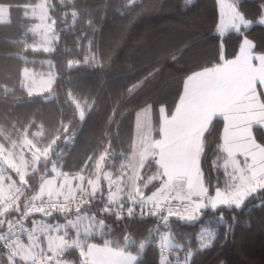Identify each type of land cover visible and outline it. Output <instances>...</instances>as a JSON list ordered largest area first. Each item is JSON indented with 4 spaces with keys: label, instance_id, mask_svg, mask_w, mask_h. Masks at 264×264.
<instances>
[{
    "label": "trees",
    "instance_id": "1",
    "mask_svg": "<svg viewBox=\"0 0 264 264\" xmlns=\"http://www.w3.org/2000/svg\"><path fill=\"white\" fill-rule=\"evenodd\" d=\"M38 1L0 0L10 6L9 20L0 22V142L10 147L12 140L31 141L46 149L24 179L13 173L16 185L25 187L24 199L34 197L53 167L89 178L97 176L99 163L101 171L113 177L126 172L138 110L152 107L158 133L160 108L169 114L175 110L187 76L236 57L245 38L253 52L264 54V25L256 22L264 15V0H233L241 15L254 23L224 34L218 32V0H49L59 33L50 50L31 47L38 36L25 10ZM24 69L53 71L52 88L30 94ZM223 126V117L216 116L202 138L200 170L208 196L228 187ZM255 129L264 145V129ZM157 171L151 157L140 185ZM158 184L155 179L146 192ZM111 191L102 178L98 192L79 200L80 207L69 204L50 216L33 217L51 220L91 213L100 226L86 241L128 250L136 255L135 264H161L165 234L175 242L169 264H264V188L241 207L206 206L194 221L165 219L127 196L114 203ZM203 229L211 231L207 242L200 238ZM70 251L79 255V248Z\"/></svg>",
    "mask_w": 264,
    "mask_h": 264
},
{
    "label": "rangeland",
    "instance_id": "2",
    "mask_svg": "<svg viewBox=\"0 0 264 264\" xmlns=\"http://www.w3.org/2000/svg\"><path fill=\"white\" fill-rule=\"evenodd\" d=\"M218 5L220 12L218 32L220 34H224L230 30L246 29L254 23L241 15L233 0H218ZM50 8L51 4L49 0H39L36 4H31L26 7L25 15L34 20L31 25V30L38 36L37 42L31 45L34 49H53L55 43L59 39V33L55 28V22L51 18ZM9 18L10 6L8 4H0V22L7 21ZM256 22L264 25V15ZM245 41L246 43L244 44L240 56V61L243 64L241 68L242 75H240L238 79V82H241L240 87L236 92L231 91V94L234 96L227 93V96L225 94L222 97L220 103L222 105L221 110L223 111L218 115L223 116L231 128L237 126V121L234 119H239L240 123L242 122L239 128L241 131L247 132L250 131L249 123L251 119L255 121V125L264 126V116L259 115V110L260 112L264 110V100L261 99L260 86L256 84L259 83V81H264V54H253L254 57L257 56V63L255 64L247 46L251 45V41L248 38H245ZM228 76L229 73H225L221 76L223 80L221 83V91H219L220 93H223L225 90ZM23 80L24 86L30 94L39 95L52 88L55 81V73L51 71L47 74H37L33 70L24 69ZM235 80L236 75L232 77V85H234ZM252 82L254 83V87L250 90L248 87ZM197 83L199 84L200 81L197 80ZM261 86L264 87V83H261ZM203 88L206 93H210V97L204 105V110H211L212 113L216 101L218 103L220 98L217 99L218 96H214V90H207L206 83H204ZM255 93L257 97L259 93L260 99L263 101L259 99V106H254L257 104ZM233 97L236 101L230 104ZM160 109H164V107ZM150 115L151 106L138 110L135 113L134 147L132 156L127 163L128 170L126 172L123 171L117 177H113L111 172H102V165L99 163L97 176L89 178L83 173L71 174L62 172L53 167V174L45 177L44 180L41 181L34 196L38 198H51L53 200L59 199L62 202L60 206L63 209L64 205L68 207L69 204H73L74 207H80L81 205H79L78 201L95 195L100 189L102 178H105L107 180V185L112 188L110 199L114 203L118 202L120 198L127 196L131 200L141 203V208L143 206H149L152 211L160 210L157 213L161 215L163 213V218L167 217L169 212H171L172 206L178 203L177 207H179V210L174 217L194 221L201 213V210L206 206L216 208L219 205L229 204L230 206L241 207L248 197L255 195L264 188V163L260 160V165L258 164L256 166L254 176L246 175L247 164L243 165L242 160L237 158L235 156L236 154L233 155L232 152L246 151L247 148L244 144L234 143L231 148H229V150L232 151L228 157L226 156L224 162L225 171L228 174L226 183L228 187L217 188L213 195L208 196V190L205 186L202 172L199 177L197 175V164L191 156L188 155L187 146L183 163L174 166V169L169 166L172 172L166 169L164 173L167 181L161 179V182H163L161 187L158 184L157 189L151 193H147V185L151 184L155 179H160L158 173H156L146 178L144 185H140L141 172L151 154L150 150L149 153L148 151L142 150L145 138L151 135L153 129ZM45 152L46 149L43 151L36 143H32L31 141H23L19 144L15 140H12L10 147H6L5 143L0 142V201L4 200L9 194H12L16 189V178L13 173H18V176L24 179L27 172L31 167L38 164L40 156ZM258 169L262 170L257 172ZM177 174H180L177 179H180L181 175L185 176V179L182 180L184 188H173L174 184L171 182L172 176L175 177ZM164 181L168 182L170 185L166 184ZM169 187L174 191L170 193L168 197L165 196L166 199L163 200L160 196L166 191V188ZM183 189H186V191L183 192ZM190 190L191 194L189 195ZM183 197L186 198L183 199ZM225 201H227V203H225ZM237 201H239V203H237ZM184 204H190V207L184 206ZM196 208L197 211L195 212L194 209ZM187 216L189 217L185 218ZM96 218L95 215L87 212H79L65 218L56 217L51 220L34 217L31 225L34 232V239L30 241L31 247L35 248L36 251L40 253L43 251H50L48 253L53 255L56 264H87L82 253L84 252V241L82 236L92 233L98 225L100 226ZM202 231L203 233L205 232V236L201 237L200 235V238L202 242H207L206 238L210 235L211 231L209 229H203ZM174 245L175 242L170 235L165 234L164 239L161 240L160 243V246L164 250L161 257V264H169V262H172L169 255ZM73 248H79L78 256L70 251ZM65 253H69L71 258L66 257ZM122 261L124 263L127 262L126 259Z\"/></svg>",
    "mask_w": 264,
    "mask_h": 264
},
{
    "label": "crops",
    "instance_id": "3",
    "mask_svg": "<svg viewBox=\"0 0 264 264\" xmlns=\"http://www.w3.org/2000/svg\"><path fill=\"white\" fill-rule=\"evenodd\" d=\"M245 43L246 41L244 39L242 41V44L240 46L239 52L236 57L225 60L222 63L217 64L215 66L198 70L187 76L185 78L182 93L178 100L177 106L172 113L169 114L165 109H161V121L158 128V133L155 131L153 127L151 131V135L145 138L144 147L142 148V150L148 151V153L149 150L151 151V154L149 155L147 161L151 157H153L156 160V163L158 165L157 173L160 177V179H158L160 181L159 184L160 187L163 184V182H161V179L166 180L164 175L166 169L171 171V168L174 169V166L181 165L183 163L187 146H188V155L191 156V158L197 164V169H198L197 175L199 177L201 176L200 156H201L202 138L205 131L209 127L211 121L216 116H220L218 114H220V112L223 111L221 110L222 105L220 103L222 97L225 94L227 96V93L231 94V91L236 92L240 87L241 82H238V79L240 78L239 76L242 75L241 68L243 67L242 62L240 61V56L242 54V50L244 48ZM247 46L251 57H253L252 60L256 64L257 56L256 57L253 56L255 52H253L252 43L251 45H247ZM225 73H229V76L227 77L226 80L225 90L223 91V93L222 92L220 93L219 91H221V83L223 80V77L221 76ZM235 75H236V80L234 85H232L231 84L232 77ZM197 80L200 81L199 84L197 83ZM204 83H206L207 90L209 91L214 90L213 93L214 96H218L217 99L220 98V100L217 103L215 97L216 103H215L214 111L212 113L211 110H204V105L205 103H207L208 98L210 97V93H206V91L203 88ZM261 83L263 84L264 81L261 82L259 81V83L256 84H258L264 92V87L261 86ZM253 87H254V83L252 82L249 85L248 89L251 90L253 89ZM255 97L257 100V104L254 106H259L260 105L259 99L261 98L259 96V93H258L259 98L257 97L256 93H255ZM261 99L264 100V98ZM234 101H236V99H234L233 97L230 104L235 103ZM152 113H153V109L151 107L150 119L152 121V126H153ZM259 115L264 116V110H261V112L259 110ZM148 118H149V114H148ZM223 119H224V126L222 130V148L225 151L226 156L228 157L230 155L232 150H229V148H231V146L234 143L244 144L247 148L246 151H236L232 153L233 155L236 154L235 156L242 160L243 165L247 164L245 174L248 176L250 175L254 176L256 166L258 164L260 165V160L261 162L264 163V145L260 144L257 141L255 128L261 127L264 129V126L255 125V121L251 119L249 123L250 131L245 132V131H241V129L239 128V125L242 123V122L240 123L239 119H234L235 121H237V126H235L234 128H231L229 126L227 120L224 117ZM252 138L254 141L252 140ZM260 151H261V158H260ZM169 166L171 168H169ZM261 170L262 169H258L257 172H260ZM179 176L180 174H177L175 177L172 176L171 182L174 184L173 188L175 189L184 188L182 185V180L185 179V176L181 175V178L177 179ZM166 184L170 185L168 182H166ZM171 187L166 188V191H164V193L161 194L160 197H162L163 200L166 199L165 196L168 197V195L174 191L170 189ZM182 191L185 192L186 189H183ZM190 194H191V190L189 195ZM186 197H183V199H185ZM177 206L178 203L172 206L171 212H169L166 218L175 216L177 214L179 210V207ZM184 206L190 207V204L187 205L184 204ZM194 211L196 212L197 208L194 209ZM188 217L189 216L185 218ZM33 220L34 217L32 218V221ZM94 231L92 233H94ZM90 234H87L86 236ZM86 236H82L84 241V246H83L84 252L82 253L87 261V264H135L136 255L133 254L132 252L122 248H116L110 245L108 242H104V243H95L89 241L87 242L85 239ZM33 239H34V232L32 239L29 240L28 242V246L18 245L8 248L7 252L11 257V264H29L31 261H33L34 253H40L37 252L35 248L31 247L30 241H32ZM46 252H50V251H43L42 253H46ZM123 259H126L127 262L124 263L122 261Z\"/></svg>",
    "mask_w": 264,
    "mask_h": 264
},
{
    "label": "built area",
    "instance_id": "4",
    "mask_svg": "<svg viewBox=\"0 0 264 264\" xmlns=\"http://www.w3.org/2000/svg\"><path fill=\"white\" fill-rule=\"evenodd\" d=\"M24 186L16 189L0 201V264H11L9 247L25 245L33 237L29 220L34 215L50 216L61 208L59 199L30 197L24 199ZM64 203V202H63ZM63 205V204H62ZM65 207V205H64ZM159 212L160 210H153ZM12 214L13 217H10ZM7 222V223H6ZM29 264H56L51 253H34Z\"/></svg>",
    "mask_w": 264,
    "mask_h": 264
},
{
    "label": "snow or ice",
    "instance_id": "5",
    "mask_svg": "<svg viewBox=\"0 0 264 264\" xmlns=\"http://www.w3.org/2000/svg\"><path fill=\"white\" fill-rule=\"evenodd\" d=\"M225 203H227V201H225ZM237 203H239V201H237Z\"/></svg>",
    "mask_w": 264,
    "mask_h": 264
},
{
    "label": "bare ground",
    "instance_id": "6",
    "mask_svg": "<svg viewBox=\"0 0 264 264\" xmlns=\"http://www.w3.org/2000/svg\"><path fill=\"white\" fill-rule=\"evenodd\" d=\"M48 253V252H47Z\"/></svg>",
    "mask_w": 264,
    "mask_h": 264
}]
</instances>
